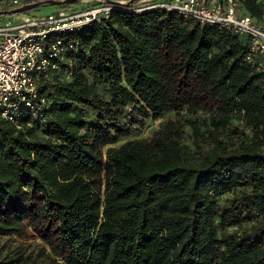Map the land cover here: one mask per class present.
Listing matches in <instances>:
<instances>
[{"label":"trees","instance_id":"1","mask_svg":"<svg viewBox=\"0 0 264 264\" xmlns=\"http://www.w3.org/2000/svg\"><path fill=\"white\" fill-rule=\"evenodd\" d=\"M137 2L64 36L82 48L66 55L70 80L40 87L44 124L0 119V236L30 228L48 264H264V83L243 62L248 39ZM239 3L263 23L264 0ZM203 100L214 111L193 119Z\"/></svg>","mask_w":264,"mask_h":264},{"label":"built area","instance_id":"2","mask_svg":"<svg viewBox=\"0 0 264 264\" xmlns=\"http://www.w3.org/2000/svg\"><path fill=\"white\" fill-rule=\"evenodd\" d=\"M9 1L12 10L23 7L21 0ZM89 1L95 4L70 13L59 10L55 14L33 17L24 12L14 14L17 17L12 21L0 23V119L12 124L25 117L41 124L46 122L44 111L48 102L40 93V87L55 77L70 80L73 62L66 55L76 54L82 48L78 42L66 40L64 36L107 19L115 6L125 5L107 0ZM153 1L138 11L174 12L201 26H214L246 37L248 48L243 62L262 75L264 83V26L249 15L240 14L239 0ZM145 3L138 1L135 7ZM60 63L66 67L61 68Z\"/></svg>","mask_w":264,"mask_h":264},{"label":"rangeland","instance_id":"3","mask_svg":"<svg viewBox=\"0 0 264 264\" xmlns=\"http://www.w3.org/2000/svg\"><path fill=\"white\" fill-rule=\"evenodd\" d=\"M118 3L128 4L131 0H116ZM139 4L144 2H151L153 0H138ZM94 1H86L80 3L77 0V3L72 6L66 5H48L46 3L38 6L37 8L28 11V15L33 17H42L50 14H55L59 10L65 12H74L85 7H89L94 5ZM66 6V7H64ZM13 5L9 0H0V23H4L7 21H12L17 15L6 13L12 10ZM24 13V12H23ZM260 25L264 26L263 23ZM214 111V107L212 103L209 101L203 100L200 106L190 114L193 119L201 121L202 119H207L211 112ZM187 109L184 108L180 110L178 114L174 112L166 113L157 119H147L139 124H137L133 129L129 132L128 135L120 138L115 144L104 145L100 148V151L103 155H105L106 150L108 148H117L121 144L132 141V140H144L150 139L152 135L161 128L164 124L169 121H175L178 118L184 119L187 116ZM241 124L239 120L233 119L230 126L227 129V134H230V131L235 127H240ZM191 131L188 125L183 126V142L190 145L192 140L190 138ZM230 195H224L222 197H218V199L223 200L224 198L229 197ZM232 231V230H231ZM12 259L15 264H48L49 261L53 258L52 254L44 243V241L40 238V236L33 232L30 228L27 229L25 237H17V236H0V259Z\"/></svg>","mask_w":264,"mask_h":264},{"label":"water","instance_id":"4","mask_svg":"<svg viewBox=\"0 0 264 264\" xmlns=\"http://www.w3.org/2000/svg\"><path fill=\"white\" fill-rule=\"evenodd\" d=\"M73 1H77V0H67V1H64V2L49 1L46 4H48V5H55L56 6V5L67 4V3H70V2H73ZM40 5H42V4H32V5L24 6V7L19 8V9H15V10L8 11L6 13L20 14V13H23V12H28L30 10H33V9L37 8L38 6H40Z\"/></svg>","mask_w":264,"mask_h":264},{"label":"crops","instance_id":"5","mask_svg":"<svg viewBox=\"0 0 264 264\" xmlns=\"http://www.w3.org/2000/svg\"><path fill=\"white\" fill-rule=\"evenodd\" d=\"M86 1H89V0H80L79 2L80 3H83V2H86ZM109 2H112V3H118L116 0H107ZM240 14H244L242 11H240Z\"/></svg>","mask_w":264,"mask_h":264}]
</instances>
